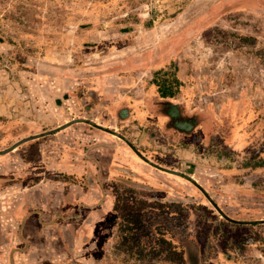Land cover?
<instances>
[{"label":"rangeland","instance_id":"obj_1","mask_svg":"<svg viewBox=\"0 0 264 264\" xmlns=\"http://www.w3.org/2000/svg\"><path fill=\"white\" fill-rule=\"evenodd\" d=\"M165 77L189 137L153 115ZM80 119L264 219V0H0V264H264V223L181 176L132 184L156 171Z\"/></svg>","mask_w":264,"mask_h":264},{"label":"flooded vegetation","instance_id":"obj_2","mask_svg":"<svg viewBox=\"0 0 264 264\" xmlns=\"http://www.w3.org/2000/svg\"><path fill=\"white\" fill-rule=\"evenodd\" d=\"M174 80H175L174 77H172L171 79H167V77H165L164 79H162L161 83H166V85H160L161 83L160 84L159 83L156 84L157 85L156 86V89L161 94V96L158 97V100L161 101V104L160 105L163 107V111H160L158 113L153 112V115H155L156 117H158L160 120L163 119L164 126L167 127V129H168V130H166L168 132V134L173 135L175 137V139L178 140V139H183V138L189 137L191 135V133L194 132V130L197 127L202 126V124H201L202 122L199 120V116L200 115L198 114V112L187 113L181 107V105L179 103H177L176 101L170 100L171 97L173 96V91L172 90H174V88H173V84L175 82ZM135 106H136V110H137L138 107H141L138 104H135ZM136 110L134 112V116L137 119H139V117L136 115ZM129 114H130V111H129V108L128 107H126V106H120L119 107L118 113H117L118 117L123 118L125 120V119H127L126 117ZM174 116H177L178 118H181V119L185 120L184 121L185 122L184 123L185 125L181 126L179 124H175L174 121H173V117ZM92 123H94L96 125H99V124H97L95 122H92ZM99 126L108 128V129L116 132L117 134L125 137L144 157H146L151 162H153V163H155V164H157V165H159V166H161L163 168L178 171L175 168H171L170 166H165V165L160 164L158 162H154L151 158H149L146 155H144L143 151L136 146V144L133 142V139L130 136L123 134L121 131H116L113 128H110V126L107 127V126H103L101 124ZM109 135L114 136V137H116V138H118L120 140V142H121L120 143V147L122 148V151L123 152H126V151L127 152H131L132 154H135L136 156H138L132 150V148L122 138H120L118 135H115V134H112V133H109ZM169 137H171V136L168 135V138ZM94 144H97V143H94ZM25 150H24V152H26ZM24 154H26V153H24ZM27 155L29 156V153ZM27 155H25V157ZM138 158H137L138 159L137 162H139V164L141 165V167H139V169H141L143 167V164H145V165H148L149 167H151L153 170H155L156 173H153V172L150 173L149 172V173H146L147 174L146 175V174H144V173L141 172L142 174L146 175L149 178L148 182L146 183V182H142V181L131 180L130 182L132 184H137V185H140V186H144L143 189H148V190H151V189L152 190L153 189H163V188L168 189L169 188V184H164V183L156 182L155 181L156 180V177H160L162 175H167L168 177H170V176L179 177L178 175L169 173L167 171L158 169V168L150 165L149 163H147L144 160H142L139 156H138ZM93 160H95V159L93 158ZM132 166L134 167V165H132ZM113 167H114L113 169H115V171H118L119 173H121L123 175L129 176L130 178H136V176L140 175L139 174L140 171H138V170H136V171L135 170H130V169L127 170L126 168L120 167L117 164L116 165L114 164ZM122 168L125 169V170H127V171L122 170ZM179 172H181V171H179ZM42 174L45 175L46 172L39 171V175L37 177L39 178V176H41ZM94 180H95L94 177H92V178L90 177V179H88L86 177V181L87 182L91 183L92 185H98L99 182L98 181H94ZM20 181H21V177H17L16 179L9 178V179H7V184L6 185L8 186V185L19 184ZM37 181H39V180H37ZM124 185L126 186V184H124ZM113 186H115V184ZM131 186L132 185L129 184V187H131ZM117 187H119V186H117ZM155 200L162 201L161 198H156Z\"/></svg>","mask_w":264,"mask_h":264},{"label":"water","instance_id":"obj_3","mask_svg":"<svg viewBox=\"0 0 264 264\" xmlns=\"http://www.w3.org/2000/svg\"><path fill=\"white\" fill-rule=\"evenodd\" d=\"M79 121H83V122H86V123H90L91 125H94L96 127H98L99 129H102L103 131H107L109 133H112V134H115V135H118L120 138H122L132 149L133 151L141 158L143 159L145 162L149 163L150 165L158 168V169H161V170H164V171H167L169 173H172V174H175V175H178V176H181V177H184L186 179H188L189 181H191L192 183H194L202 192L203 194L206 196V198L208 199V201L211 203V205L215 208V210L219 213V215H221L225 220L229 221V222H232V223H236V224H258V223H264V219H260V220H236V219H233L231 217H229L228 215H226L222 209L210 198V196L208 195V193L200 186L196 183V181L188 176V175H185L179 171H175V170H171V169H166V168H163L153 162H151L150 160H148L146 157H144L125 137L117 134L116 132L108 129V128H105V127H102V126H99V125H96L86 119H80ZM173 121L175 124H179L181 126L185 125L183 119L181 118H178L177 116H174L173 117ZM190 128V127H189ZM52 131L54 130H51V131H47V132H44L40 135H45L47 133H51ZM38 135H35V136H32V137H28V138H25V139H22L20 141H18L14 146L11 147V149H13L14 147H16V145H19L20 143L28 140V139H31L33 137H36Z\"/></svg>","mask_w":264,"mask_h":264},{"label":"trees","instance_id":"obj_4","mask_svg":"<svg viewBox=\"0 0 264 264\" xmlns=\"http://www.w3.org/2000/svg\"><path fill=\"white\" fill-rule=\"evenodd\" d=\"M160 85H166V83H161ZM130 212H134L133 211V209H132V207H130L129 209H128V213L127 214H131V215H129V216H127L124 220H125V222H126V227H124V229H123V231H124V234H125V231L127 230V231H133V230H135L136 228H135V226H133V225H135L136 223H137V220H136V213H137V211H135L134 213H130ZM133 214V215H132ZM147 215V213H145L144 215H143V218L145 217ZM131 226V227H130ZM156 233L157 234H163L162 232H160V231H156ZM152 235V232H150L149 231V229H148V233H147V236H149V235ZM134 237H132V242L133 243H136V241H140L138 238H136L135 237V235H133ZM125 239H126V235H125V237H124ZM160 241L162 242V243H164V242H166V240H164V239H160ZM174 254L175 255H177V252H174Z\"/></svg>","mask_w":264,"mask_h":264},{"label":"crops","instance_id":"obj_5","mask_svg":"<svg viewBox=\"0 0 264 264\" xmlns=\"http://www.w3.org/2000/svg\"><path fill=\"white\" fill-rule=\"evenodd\" d=\"M161 118V117H160ZM161 120H163V119H161ZM19 201H24V199L23 200H19Z\"/></svg>","mask_w":264,"mask_h":264}]
</instances>
